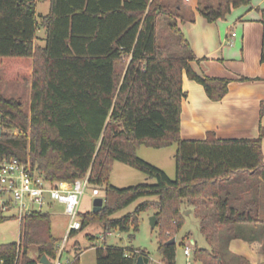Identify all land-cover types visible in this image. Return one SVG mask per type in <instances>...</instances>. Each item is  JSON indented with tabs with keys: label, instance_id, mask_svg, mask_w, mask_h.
<instances>
[{
	"label": "trees",
	"instance_id": "obj_1",
	"mask_svg": "<svg viewBox=\"0 0 264 264\" xmlns=\"http://www.w3.org/2000/svg\"><path fill=\"white\" fill-rule=\"evenodd\" d=\"M37 1L0 0L3 76L32 83L29 112L21 99L0 91V160L30 162L32 170L52 183H73L89 173L91 185L104 191V204L98 211L80 213V230L98 223L106 234L136 232L138 215L154 208L163 264H176L177 243L169 241L184 226L185 201L198 206L200 229L210 245H195V259L204 264H250L229 249L237 237L263 242L264 254L258 187L243 198L233 193L240 186L236 180L225 184L234 174L246 172L264 183V128L256 138H220L214 132L204 139L182 138L184 73L203 84L214 101L227 94L230 79L192 69L190 62L197 57L179 27L178 6L164 0H50L49 12L38 19ZM251 4L219 0L214 6L202 0L198 10L214 22L233 8ZM39 27L46 29L45 46L36 45ZM261 59L264 62V38ZM173 144L174 178L138 155L141 146ZM117 161L148 179L124 187L112 184ZM140 198L146 199L133 212L115 216ZM11 218L0 211V222ZM249 223L253 226H242ZM32 247L37 258L30 255ZM58 249L51 213L32 211L21 218L19 240L0 244V264H40L42 255L52 262ZM133 250L116 244L96 246V262L136 264L139 255H130ZM142 256L147 264L145 250ZM67 264H81L79 253Z\"/></svg>",
	"mask_w": 264,
	"mask_h": 264
},
{
	"label": "crops",
	"instance_id": "obj_2",
	"mask_svg": "<svg viewBox=\"0 0 264 264\" xmlns=\"http://www.w3.org/2000/svg\"><path fill=\"white\" fill-rule=\"evenodd\" d=\"M169 1L168 4L178 6L180 12L179 27L190 42L197 57L196 60L190 62L192 69L199 75L230 79L227 94L222 100L214 101L207 95L203 84L190 79L187 73H184L183 89L186 95L182 99V138L204 139L208 132H214L220 138H256L261 128H264V115H261V103L264 101V62L261 59L264 38L262 20L264 0H252V4L249 6L242 5L233 8L225 18H220L214 22L208 21L199 12L198 5L202 0ZM45 38L46 29L39 27L36 45L45 46ZM21 84L28 85L31 90V82ZM262 150L264 154V138ZM116 164L115 162L114 169ZM147 179L145 178L144 181ZM234 180L240 186L234 189L233 193L243 198L255 194L258 187L260 218L264 220V183L258 184L253 172L236 173L225 184ZM101 196L103 197L102 194ZM236 204L239 205L240 203ZM55 206L57 209L51 213L53 219L59 214L67 216L62 211L63 206L61 204L54 203L51 209ZM198 209L197 206L192 205L186 209V214L194 212L198 215ZM153 215H155L154 212ZM11 217L13 218L0 222V244L18 241L20 238L21 220L15 216ZM199 222L201 228L200 217ZM242 226L251 227L253 224H243ZM67 227L68 224L64 235ZM78 231H73L71 235ZM202 236L208 243L206 236L204 234ZM190 240L193 244V250L195 245L200 246L194 236ZM72 248L74 250L73 259H70L68 254L66 261L62 262L64 253L67 251L64 248L60 254L61 264H67L74 260L77 253H79L80 262L83 263V255L92 249L80 250L76 244ZM229 249L233 254L248 259L250 264H260L264 260L263 242L259 240L248 241L240 237L233 238L229 242ZM40 264L43 263L40 262Z\"/></svg>",
	"mask_w": 264,
	"mask_h": 264
},
{
	"label": "rangeland",
	"instance_id": "obj_3",
	"mask_svg": "<svg viewBox=\"0 0 264 264\" xmlns=\"http://www.w3.org/2000/svg\"><path fill=\"white\" fill-rule=\"evenodd\" d=\"M165 2H170L165 0ZM219 0H211L210 4L217 6ZM50 9V0H39L37 2L36 13L38 19L40 15H45L49 12ZM229 14V13H228ZM227 14V15H228ZM226 15V16H227ZM0 91L5 97L19 98L24 103V109L26 112L30 110L31 95L29 86L26 84H21L13 81H8L3 76V71L0 68ZM13 134L17 135L19 131L14 129L11 131ZM175 151L176 144L163 147V148H153L148 146H141L138 149V155L142 159L164 169L167 174L174 178L176 176V162H175ZM117 166L111 174V183L120 187L130 186L143 182L148 176L136 168H133L123 162H116ZM129 173V174H128ZM154 182V179H150ZM102 195L104 196V191L101 189ZM94 196H92V187H90L85 195L82 198L80 211L85 213L87 211L93 210ZM146 198H140L137 201L130 204L125 209L116 213V217L122 216L128 212H133L136 206L145 200ZM57 206V205H56ZM49 209L50 213H53L56 208ZM192 204L188 201H185L182 206V212L185 216V223L182 229L173 234L172 238L177 240V257L176 264H188L187 255L185 254V246L193 244L191 243L192 236L198 240V243L202 247H210V245L203 238V234L200 231V222L199 216L194 212L187 213L186 209H189ZM198 207V206H197ZM59 209V208H58ZM64 211V208L63 210ZM153 212L156 215V210L154 208L141 212L139 217V230L134 232L130 230L129 232L114 231L111 234L105 233L101 224H92L86 228L79 230L75 234L71 235L65 243V248L67 251L64 253L62 262L66 261V255L69 254V258L73 259L74 250L73 246L76 244V247H80V250H86L87 248H92L88 250L82 257L81 264H95L96 263V246H104L105 244H118L120 246L130 245L134 250L141 249L145 250L148 260L152 264H162V254L159 251L158 244V234L159 226L152 227L150 219L153 216ZM54 217V216H53ZM55 221V222H54ZM69 222L68 216H63V214L56 215L55 218H52V230L56 237L59 238V245H62L64 241V233L66 226ZM134 235V236H130ZM171 238V239H172ZM184 240V241H183ZM184 242V243H183ZM195 247V246H194ZM30 255L32 257H37L38 252L35 247L30 249ZM189 264H204L201 260H197L194 257V250L192 249V254L189 257Z\"/></svg>",
	"mask_w": 264,
	"mask_h": 264
},
{
	"label": "built area",
	"instance_id": "obj_4",
	"mask_svg": "<svg viewBox=\"0 0 264 264\" xmlns=\"http://www.w3.org/2000/svg\"><path fill=\"white\" fill-rule=\"evenodd\" d=\"M90 187H92V196H101V188L91 185L89 173L73 183L67 181L52 183L36 169L32 170L30 162H23L18 158L0 160V211L3 214L21 220L26 213L49 211L54 203H58L63 206L64 213L69 217L64 241L59 245L58 256L52 264H61L60 254L65 248L66 241L73 231L81 229L80 205ZM129 254L142 255V250L136 249ZM185 254L189 264V257L192 254L191 245L185 246Z\"/></svg>",
	"mask_w": 264,
	"mask_h": 264
},
{
	"label": "water",
	"instance_id": "obj_5",
	"mask_svg": "<svg viewBox=\"0 0 264 264\" xmlns=\"http://www.w3.org/2000/svg\"><path fill=\"white\" fill-rule=\"evenodd\" d=\"M3 134V128L2 125H0V137ZM104 204V198L102 196H98L94 198V202H93V211H98L103 207ZM150 223L152 227H156L157 223H158V219L156 217V215H153L150 219ZM169 243H176V238H172ZM40 262L43 264H52V262L48 259V257L46 255H42ZM136 264H145L144 258L142 255H139L137 260H136Z\"/></svg>",
	"mask_w": 264,
	"mask_h": 264
}]
</instances>
